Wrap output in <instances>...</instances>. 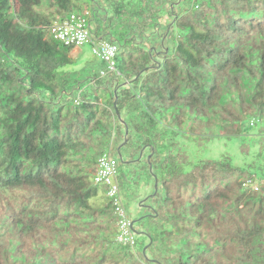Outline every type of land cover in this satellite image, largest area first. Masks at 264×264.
I'll return each mask as SVG.
<instances>
[{"label":"trees","instance_id":"trees-1","mask_svg":"<svg viewBox=\"0 0 264 264\" xmlns=\"http://www.w3.org/2000/svg\"><path fill=\"white\" fill-rule=\"evenodd\" d=\"M84 10L116 72L71 76ZM122 151L134 247L93 182ZM0 264H264V0H0Z\"/></svg>","mask_w":264,"mask_h":264},{"label":"built area","instance_id":"built-area-1","mask_svg":"<svg viewBox=\"0 0 264 264\" xmlns=\"http://www.w3.org/2000/svg\"><path fill=\"white\" fill-rule=\"evenodd\" d=\"M91 13L84 10L81 13L72 14L68 20L62 23H54L50 27V34L55 40L62 42L65 46L79 48L91 44L92 52L101 58L106 64L109 72H116L115 56L117 46L108 42L92 41V34L88 26ZM103 73V75H105ZM118 162L111 153H105L98 161V168L94 175L95 185L106 187V198L113 203L118 215L119 234L117 241L123 246L134 247L136 244V233L133 229L132 220L126 206L123 204L120 186L117 182ZM251 184L248 181L244 184ZM258 190L259 187H254Z\"/></svg>","mask_w":264,"mask_h":264},{"label":"rangeland","instance_id":"rangeland-1","mask_svg":"<svg viewBox=\"0 0 264 264\" xmlns=\"http://www.w3.org/2000/svg\"><path fill=\"white\" fill-rule=\"evenodd\" d=\"M72 57H73V61L75 62V67H73V69H71L72 71V77L75 76L76 74H74V72H78V71H83V70H87L89 72V70L91 72H97L100 69V60L97 59L89 45H84L79 47L78 49L73 50L72 52ZM185 144H187L185 142ZM189 144V143H188ZM190 146L188 149V158L189 161L191 163H195L197 162L199 159L201 158H209V159H218L219 155L221 154V152L223 151L222 147L218 146L217 144H215L211 150L206 151L205 148H200V145L197 144H193L190 142ZM123 154V155H122ZM122 156L124 157V152L122 151ZM118 161L119 164H121V166L125 169L126 165H123V162H126L127 160L125 159L124 161H121L120 157L117 155L115 157ZM133 194H135L134 192H136V190L131 191ZM132 193H123V200L124 203L126 205L127 211L129 213V216L132 219L137 218L138 216L142 215L143 211L140 209L139 204H136L133 201H128L127 197L131 196Z\"/></svg>","mask_w":264,"mask_h":264},{"label":"water","instance_id":"water-1","mask_svg":"<svg viewBox=\"0 0 264 264\" xmlns=\"http://www.w3.org/2000/svg\"><path fill=\"white\" fill-rule=\"evenodd\" d=\"M119 157H120V159H122V155L120 154V152H119ZM155 187H157V185H155ZM134 224H135V222L132 221V225H133V226H134Z\"/></svg>","mask_w":264,"mask_h":264},{"label":"crops","instance_id":"crops-1","mask_svg":"<svg viewBox=\"0 0 264 264\" xmlns=\"http://www.w3.org/2000/svg\"><path fill=\"white\" fill-rule=\"evenodd\" d=\"M78 49V48H77Z\"/></svg>","mask_w":264,"mask_h":264}]
</instances>
